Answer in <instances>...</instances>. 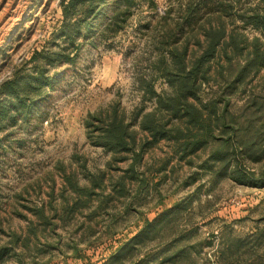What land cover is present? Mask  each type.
<instances>
[{"label":"rangeland","instance_id":"obj_1","mask_svg":"<svg viewBox=\"0 0 264 264\" xmlns=\"http://www.w3.org/2000/svg\"><path fill=\"white\" fill-rule=\"evenodd\" d=\"M133 1L121 29L111 28L107 37L92 31L88 40H77L83 44L74 61L47 65L55 83L31 119L11 112L0 120V264H264V66L256 73L247 67L233 80L239 60L243 66L256 47L264 55V32L241 17L256 6L264 9V2L240 0L232 8L226 1L223 17L245 49L233 65L225 57L211 62L196 100L201 109L216 100L231 121L251 116L257 100L261 141L246 152L243 142L253 134L215 120L207 142L182 158L165 139L149 143L152 135L139 125L137 112L164 114L150 89L172 92L166 40L186 11L185 0ZM62 2L0 0V83L16 69L35 73V52L68 44L76 56L77 43L69 44L60 29ZM199 18L193 29L184 24L175 43L187 42L191 54L200 50L203 24L220 19L213 13ZM116 105L138 141L147 142L143 153L114 154L93 143L88 118ZM175 126H182L176 117L168 128ZM192 132L204 138V131ZM239 167L257 180L238 181L233 172ZM121 178L117 195L113 183ZM87 188L99 193L87 197ZM74 201L78 207L65 219L63 208ZM166 216L157 231L142 232L140 239L153 235L138 242L133 255L111 262L114 249L133 244L148 221ZM30 228L36 233L25 243Z\"/></svg>","mask_w":264,"mask_h":264},{"label":"trees","instance_id":"obj_2","mask_svg":"<svg viewBox=\"0 0 264 264\" xmlns=\"http://www.w3.org/2000/svg\"><path fill=\"white\" fill-rule=\"evenodd\" d=\"M110 1L63 0L61 5L64 20L60 29L64 38L68 39L69 44L77 43L76 56H71L70 52H68V44L51 51L35 52V73L25 74L16 69L12 76L0 83V120L10 115L11 112H14V115L12 114L13 118L16 117V114H21L26 119H31L41 105L40 97L44 96L55 83L53 77L48 73L49 68H47V65H53L58 61H74L79 56L80 45L83 44L82 40L80 42H77V40L81 37L88 40V35L92 31L97 36L107 37L108 30L111 28L115 27V31L122 28V22L126 19L127 14L130 13V6L134 1L112 0L113 4ZM226 1H230V6L234 8L240 0H185L186 11L177 22L176 28L170 30L168 33L169 39L166 40V43H171L172 60L171 64L169 63L170 65L166 68V75L170 81L172 92L159 93L155 88L150 87L152 95L157 99L159 110L161 109L164 114L161 117H157L156 111H148L140 116V110L137 112V115L140 117L138 120L139 125L152 135V140L149 143L156 144L160 140L165 139L173 144L176 152L182 154V158L188 153L196 151L207 142L204 139L214 132L215 120L219 122L221 119L224 127H236L235 130L237 132L240 131V133H247L249 135L253 134V138L248 143L243 142L246 152L249 147L252 149L256 145L255 143L258 139L261 141V137L257 135V133H260L257 127L259 120L255 117V114L260 112L257 100H252L250 104L252 107H255L250 113L251 116L244 117L238 121L236 119L231 121L227 117V108L221 109L216 100L213 101L212 105H207V103L202 104V109L198 107L199 104L196 102V100L200 101L197 94L198 85L203 83L200 79L210 73L212 63L216 62V64H219L225 57L230 65H233L235 58L242 55L245 49L244 46L240 45V41L239 43H235V32L228 29L226 18H224ZM261 1L264 2V0ZM212 13L220 19L217 21L210 19L203 24L204 39L198 38L197 41L200 46L199 52L194 51L191 54L187 42L183 45L175 44L178 42L179 32L184 28V24L193 29L201 19L199 16ZM241 17L246 20V23L252 24L264 32L263 8L259 6L251 8L241 14ZM95 27H100L97 33L94 30L96 29ZM255 53V55L249 57V60H246L243 66H241L242 62L239 60L240 69L235 70L233 80L242 77L247 67L253 70L254 73L260 71L264 66V55L258 47H256ZM236 71H239V73L236 74ZM165 115L169 117H165ZM174 117L182 121V126L168 128L170 119ZM88 122V125L92 127L90 137L96 145H101L114 154H131L134 151H138L136 154L139 155V153L145 151L147 142L138 141L136 131L132 129L131 122L120 111L119 106H114L107 114L101 112L98 115H90ZM196 129L204 131V138L200 136V132L195 134L192 132ZM261 148L262 145L257 147V150ZM218 157L222 156L217 155V159ZM255 158L259 159L260 156H255ZM133 169L135 170V168ZM235 172L239 173L240 177L236 175H233V177L241 183L257 180L253 175L245 172L242 167H239L233 173ZM133 178L134 176L131 175V179ZM121 184H124V179L122 178L119 182L113 183V191L117 195H122ZM97 186L102 187L99 184ZM76 188L79 189V187ZM83 191H86L85 195L90 198L93 197L94 193H99L92 190V188H87ZM111 194L109 193L105 196L108 201L114 199L113 196H110ZM77 207L78 205L75 201L70 206H64V218H69ZM164 219L156 224L148 221V225L132 238L133 244H121L111 252V262L122 260L129 253L133 255L137 243L139 242L138 244H140L150 238L160 228L158 226L159 223L166 221L168 217L166 216ZM144 230L148 232L153 231V233H147L144 235L145 239L144 237L140 239ZM33 233H36V228H30L29 235L24 238L25 243L30 240V236ZM142 239L144 240L142 241ZM3 248L0 249V254L4 253ZM20 264H24V262L21 260Z\"/></svg>","mask_w":264,"mask_h":264}]
</instances>
